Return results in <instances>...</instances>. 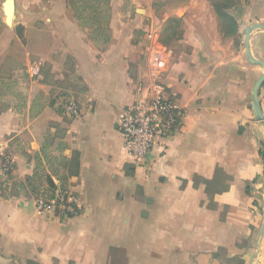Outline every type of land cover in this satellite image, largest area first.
Segmentation results:
<instances>
[{"label": "crops", "instance_id": "crops-1", "mask_svg": "<svg viewBox=\"0 0 264 264\" xmlns=\"http://www.w3.org/2000/svg\"><path fill=\"white\" fill-rule=\"evenodd\" d=\"M33 1L16 26L39 42L46 31L52 35L39 76L12 67L22 46L16 28L0 33V147L12 155L18 183L0 193V264H264V235L257 245L264 126L252 106L263 69L247 67L240 50H217L222 34L215 20L187 15L179 41L189 51L175 59L169 50L164 76L184 116L153 148L151 164L136 165L116 123L134 98L133 80L146 70V41L135 36L154 21L145 19L152 12L146 7L133 16L125 8L100 40L66 0ZM155 23L160 37L163 24ZM223 34L234 42L236 35ZM73 76L80 90L64 87ZM258 95L264 116V80ZM68 96L81 108L78 119L60 112ZM38 176L51 191L75 192L81 212L40 210L36 199L51 191L36 194L40 186L30 184Z\"/></svg>", "mask_w": 264, "mask_h": 264}, {"label": "rangeland", "instance_id": "rangeland-1", "mask_svg": "<svg viewBox=\"0 0 264 264\" xmlns=\"http://www.w3.org/2000/svg\"><path fill=\"white\" fill-rule=\"evenodd\" d=\"M3 1L0 0V4ZM33 2V0H15L19 11L15 12L11 25L5 23L4 13L0 11V33L3 29L11 30L16 28L17 37L22 42V46L20 45L18 51V59H14L12 65V67L20 71L26 68L27 62L43 58V53L48 52L47 50L52 46L50 42L52 35L50 32L46 31L45 41L39 42L22 25L16 26L24 18L26 12L23 10L29 8V4ZM66 2L71 15L83 27L88 28L90 32L92 31L93 35H98L100 40L109 36L110 25L113 20L119 17V13L123 15L125 8L130 9L132 15L135 16L143 14L142 8L147 7L152 14L147 15L145 19L151 18L155 22L163 24L157 45L165 50H170L175 59H177L181 51H189L188 45L179 41L184 37L186 23H190L186 22L188 19L195 21L203 19L204 22L215 20L219 24V30H221L222 34V40L217 44V50L221 51V53L234 52L235 55L240 50L242 52V62L244 61L247 67L256 69V73L262 71L260 65L249 63L244 54V29L253 23L264 22V5L257 0H66ZM190 4L193 6L188 7L187 5ZM21 9L22 11H20ZM225 14L228 17H225ZM186 16L187 20H185ZM235 23L238 24V32L236 34L233 33ZM223 33L236 35L234 36V42L231 36ZM143 36L142 31L139 30L135 36L136 42L140 43ZM21 42L19 41V43ZM251 51L255 58L264 60V30L252 32ZM215 57L220 59L218 55ZM234 62L238 63L239 61L236 58ZM140 63L142 65L143 62ZM64 87L80 90L81 83L79 79L77 80L73 76L68 81H65ZM8 179L9 177H1L0 184H3L5 190L9 192L11 188L17 187L18 183L14 178ZM36 184L40 186V188L38 187L39 193H36L38 195L46 196L52 189L48 186L49 184H45L44 176H38L30 184L31 188H34ZM7 191L6 193H8Z\"/></svg>", "mask_w": 264, "mask_h": 264}, {"label": "built area", "instance_id": "built-area-1", "mask_svg": "<svg viewBox=\"0 0 264 264\" xmlns=\"http://www.w3.org/2000/svg\"><path fill=\"white\" fill-rule=\"evenodd\" d=\"M143 35L146 41L143 53L146 70L133 80L134 98L124 105L116 127L122 136L127 156L136 165L148 166L152 162L150 155L153 148L176 132L185 111L164 82L170 52L157 45L158 25L149 20ZM41 68L40 59L32 60L27 63L25 71L34 79L40 75ZM58 106L65 117L78 119L82 115L74 96L63 98ZM14 168L12 155L1 147L0 179L12 175ZM35 203L40 210L53 211L66 217L79 214L83 208L81 199L75 192L59 187L46 197H38Z\"/></svg>", "mask_w": 264, "mask_h": 264}, {"label": "water", "instance_id": "water-1", "mask_svg": "<svg viewBox=\"0 0 264 264\" xmlns=\"http://www.w3.org/2000/svg\"><path fill=\"white\" fill-rule=\"evenodd\" d=\"M2 8H3L4 20H5L6 24L11 25L12 22L9 23V19H10V17L13 18V15L15 12V1L14 0H4L2 3ZM255 29H264V22L253 23L244 29V51H245V54H246L248 60L251 63L259 64L263 69L262 74L255 81V84H254L253 89H252V97H253L252 106H253V111H254L255 117L259 121H262L263 126H264V116L261 112V106L259 103V95H258V89L264 80V60L257 59L253 56V54L251 53L250 42H249L250 33ZM263 235H264V220L262 222V225H261V228L259 231V237H258L257 245L259 244V241L263 238Z\"/></svg>", "mask_w": 264, "mask_h": 264}, {"label": "trees", "instance_id": "trees-1", "mask_svg": "<svg viewBox=\"0 0 264 264\" xmlns=\"http://www.w3.org/2000/svg\"><path fill=\"white\" fill-rule=\"evenodd\" d=\"M224 16L226 17L227 15L225 14ZM235 27H236V25L234 24V27L233 28H235ZM11 178H13L12 175L9 176V179H11ZM49 187L50 188H53L54 186L49 182ZM2 190H4V187H3V184L2 185L0 184V191H1L0 193H2Z\"/></svg>", "mask_w": 264, "mask_h": 264}, {"label": "bare ground", "instance_id": "bare-ground-1", "mask_svg": "<svg viewBox=\"0 0 264 264\" xmlns=\"http://www.w3.org/2000/svg\"><path fill=\"white\" fill-rule=\"evenodd\" d=\"M12 22V18L10 17V19H9V23H11Z\"/></svg>", "mask_w": 264, "mask_h": 264}]
</instances>
